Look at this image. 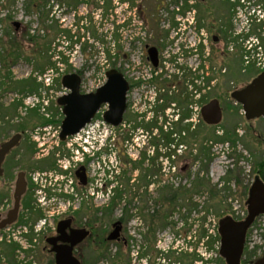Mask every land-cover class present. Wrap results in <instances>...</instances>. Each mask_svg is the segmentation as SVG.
<instances>
[{"label":"flooded vegetation","instance_id":"flooded-vegetation-1","mask_svg":"<svg viewBox=\"0 0 264 264\" xmlns=\"http://www.w3.org/2000/svg\"><path fill=\"white\" fill-rule=\"evenodd\" d=\"M168 1L176 11L172 17H179L168 21V26L178 32L174 41H169L165 35L149 40L139 35L125 36L124 29L129 25L117 27L116 71L127 85L125 109L116 128L117 184L120 188H132L133 198L141 203L153 198L151 189L162 187L158 197L166 211L164 218L157 221L159 225L155 226L154 215L142 216L143 210L136 209L137 212L141 210L138 215L144 220V228L138 226L136 229L139 239L133 246L134 264H157L156 260L163 264H203V219L199 218L202 213L191 206L180 225L171 222L176 209L172 205V194L179 193L174 202L180 203L185 196L192 194L190 197L197 198L199 193L172 190L168 184L173 174L186 180V173L195 170L203 159V108L215 99L206 103L205 100L216 95L206 92L213 79L205 80L204 77V44L210 40L215 51L222 56L231 55L235 42L231 39L230 19L235 5L230 0ZM172 47L173 51L169 53ZM188 60L193 67H187ZM165 66H168V72ZM262 74L264 71L249 84ZM77 76L81 80L80 75ZM67 94L65 90L62 95ZM215 98L220 104V97ZM55 106L58 115L53 116L47 108L45 114L26 117L24 129L12 135H20L18 145L0 158V224L14 207L19 174H23L26 183L15 221L0 229V246L13 243L19 250L18 243L24 244L26 264H37L36 251L40 252L41 264H71V259L79 264H97L108 244L115 243L117 248L128 245L124 219L116 221L121 225L118 240L108 242L114 223L107 233L102 228V211L97 212L91 207V202L97 201L96 195L107 189V183L102 184V179H92L96 171L101 172V157L105 150L101 136L107 124L103 115L99 116L103 106L77 134L79 137L75 135L65 141L60 140L64 119L62 107L57 102ZM243 117L252 121L244 112ZM28 121L34 124H28ZM12 136L2 134L0 130V150ZM83 137L91 145L97 143L96 152L83 153L79 143ZM50 163L54 165L52 168L47 166ZM257 177L260 176L254 173L251 181L245 184L242 179L233 180L234 186L242 189L240 196L245 198L246 207L250 188ZM260 182L264 186V179ZM194 214L197 218L195 227L191 222ZM258 216L264 217L263 214ZM252 228L247 230L245 241ZM74 232H81L80 241L72 245L78 240L73 236ZM241 262L242 257L239 264ZM17 264L22 263L18 261Z\"/></svg>","mask_w":264,"mask_h":264},{"label":"rangeland","instance_id":"rangeland-1","mask_svg":"<svg viewBox=\"0 0 264 264\" xmlns=\"http://www.w3.org/2000/svg\"><path fill=\"white\" fill-rule=\"evenodd\" d=\"M87 1V6H78L77 11L74 12L62 4V0H50L52 11L50 17H53L56 22L54 33L57 34V37L51 44L49 55L53 54L52 62H56L57 70H49L43 76H39L34 74L35 62L31 58L32 50L24 39L29 31L31 34L36 31L38 26L36 16L25 15L23 0H0V40L8 43V36H14L21 41L22 45L20 58L14 65L13 62L10 63L9 70L6 69L8 72L0 61V77L6 79L7 84L6 90L0 89V130L2 134L7 133L12 136L17 128L25 125L26 117L34 116L30 114L32 110H35L38 115L47 113V108H49V113H52L53 116L58 115V108L55 106L56 100L65 90L61 86L58 87L54 81L61 82L66 75L80 73L82 94L94 93L102 87L106 82V73L109 70H117L116 43L113 42L114 36L117 35V27L129 25L124 29L125 36L139 35L148 40L151 37L165 35L169 41H174L178 33L168 26L170 19L177 20L179 18L172 17V13L176 14V11L169 6L168 0H113L111 10L107 14L94 8V4L98 0ZM230 2L235 5L231 11L230 19L231 39L235 42L234 49L230 56H222L218 50L215 51L216 47L209 40L204 44V58L202 59L205 80L206 78L213 79L206 92L209 93L208 95L216 94L215 97H220V106L223 110L222 121L217 126H208L204 123L201 163L195 170L186 173V176L188 175L186 180L173 174L172 181L168 184L172 190L181 189L188 194L197 192L200 188L197 198L190 197L191 194L176 204L171 222L180 225L182 217L187 214L191 206H195L202 213L199 214V218L202 217L203 229L206 231H212L213 225L217 228L218 221L223 217L229 216L236 221L244 219L247 208L246 201L243 196H240L242 189L238 190L234 186L233 180L242 179L243 184L246 181L250 182L256 163L264 162V119L246 121L241 106L229 97L230 93L245 88L257 74L264 71L258 62V57L260 60H264V22L259 20L264 17L259 14V12L264 13V0H230ZM254 10L257 11L256 14H253ZM77 18H87L88 20L86 22L84 20L77 29L75 27ZM63 31H70L69 37ZM250 36L254 42L256 38L260 44L261 53L258 57L249 51ZM78 38H80V43H77ZM107 49L111 51L109 61L105 53ZM172 51L173 47L169 53ZM58 55H60L59 58ZM63 58L67 60L66 65L57 63ZM191 65L193 67L191 61L188 60L187 67L190 68ZM165 67L168 72V66ZM30 77H35L38 81L43 80L44 85L37 93L26 95L19 90L24 86H18L16 83ZM205 88H207L206 85ZM224 93H226L225 96H223ZM215 97L209 96L205 103L213 98L218 99ZM46 103L48 104L45 105ZM14 105L15 109H13ZM38 105L43 106L38 107ZM106 110L107 107L103 106L99 116H102ZM2 117L7 119L4 120L5 118L2 119ZM4 121L5 126H3ZM28 124L34 123L28 121ZM226 133H235L234 146L231 143L216 141ZM116 136V128L108 125L103 128V138H110V140L109 142L105 141L106 146L100 163L101 172L96 171L92 179H102V184L107 183V189L105 193L96 195L97 201L93 200L91 207L97 212L102 211V228L107 233L111 231L113 223L118 219H124L128 245L117 248L115 243L108 244L106 250L101 253L103 258L97 264H134L133 246L139 239L136 229L138 226L141 229L144 228V220L138 215L141 210L137 212L136 209L145 210L141 212L142 216L164 215L166 211L164 205L159 203L158 195L162 187L151 189L150 193H153V198L148 202L141 203L133 198L132 188H120V185L117 184ZM205 148L209 150V156H205ZM94 167L97 169V163L94 164ZM248 176H250L249 179ZM111 181L113 184L110 186ZM97 185L99 186V182ZM114 189H117V192H114ZM188 198L191 200L186 201ZM97 217L99 218L100 215ZM196 221L197 218L194 214L191 217L194 227ZM157 225L159 224L156 221L155 226ZM205 242L204 238L203 264H225L213 248L208 250ZM246 243L248 252L252 253L250 261L264 255L262 218L255 221L254 227L246 238ZM12 244L0 246V264H17L20 254L18 255ZM92 254L94 256V252ZM117 254H120L119 261H116ZM23 257H25L24 254ZM218 259L222 263L217 262ZM35 260L37 264H41L38 251H36ZM155 263L163 264L158 260Z\"/></svg>","mask_w":264,"mask_h":264},{"label":"water","instance_id":"water-1","mask_svg":"<svg viewBox=\"0 0 264 264\" xmlns=\"http://www.w3.org/2000/svg\"><path fill=\"white\" fill-rule=\"evenodd\" d=\"M61 87L68 92L60 97L57 104L62 107L64 119L61 124L60 140L77 135L90 121L102 106H106L103 121L112 128L120 124L125 109L126 82L116 70L106 73L105 84L94 93L80 94V79L76 74L66 75L61 80ZM231 99L240 103L243 112L250 120L264 118V74L252 81L245 88L231 94ZM203 121L208 126H217L222 121V110L215 99L203 108ZM20 140L16 134L1 146L0 158H3L11 149L15 148ZM26 183L23 174H19L15 184L14 207L5 221L0 224V229L11 225L17 216L19 201L25 193ZM247 201V217L243 221L235 222L230 217H225L218 222L217 232L220 238L219 256L225 264H239L243 255L246 232L258 215H264V186L256 181L250 188ZM264 218V217H263ZM113 231L108 235V242L118 240L121 231L119 222L112 225ZM81 232H74L73 236L79 237ZM85 234V233H84ZM82 234L83 236H85ZM80 239L76 240L78 243ZM71 264H79L71 259ZM253 264H264V255L256 259Z\"/></svg>","mask_w":264,"mask_h":264},{"label":"trees","instance_id":"trees-1","mask_svg":"<svg viewBox=\"0 0 264 264\" xmlns=\"http://www.w3.org/2000/svg\"><path fill=\"white\" fill-rule=\"evenodd\" d=\"M112 1L113 0H98L94 4V8L96 10H101L104 14H107L108 11L111 10ZM23 2L25 6L24 7L25 15L26 16L35 15L38 20L37 21L38 26L36 28V31H34V34H31L29 31L26 34V37H24V39L27 43H29L30 48L32 50L31 58L35 62L34 74L43 76L45 72H48L49 70L50 71H52L53 69L57 70L56 62H52V59L54 58L53 54L51 53V55H49L51 51V44L57 37V34L54 33V27H55L56 22L54 21L53 17H50L51 12H52L51 7H50V0H23ZM62 4H65L67 7H69V9L75 12L77 11L78 6L79 7L87 6L88 1L87 0H62ZM84 20L86 22L88 19L87 18H84V19L77 18V21L75 22V27L78 29L80 24H83ZM63 33L66 34L68 37L70 35V31H63ZM8 38H9L8 39L9 42L7 41L8 43H6V41L2 42L0 40V61L4 64L3 65L4 69H7L11 62H13V65H14L17 62V60L20 58L19 55L22 51L21 41L17 40L14 36H8ZM113 42L116 43V35L113 38ZM77 43H80V38H78ZM105 53L107 56V60L109 61L111 59L110 49H107ZM59 56L60 55H58L57 57L59 58ZM57 63H62L66 65L67 60L63 58V59H60ZM79 74L80 73H78V75ZM54 83H56L58 87L61 86V82L58 80L54 81ZM16 84L18 86H21V85L24 86V87L19 88V90L24 92L26 95H32V94L37 93V91L41 90L44 85L43 80L38 81L37 78L35 77L34 78L30 77L29 79L18 82ZM5 85H7L6 82L3 80V78L0 77V88H4ZM15 107L16 106L14 105L13 109H15ZM30 114L37 115L35 110L30 111ZM23 129H24L23 126L22 127L20 126L19 128H17V130H23ZM206 130L208 129L206 128ZM216 141L221 142V143H224V142L231 143V145L234 146L236 142V136H235V133L234 134L226 133L223 135V137L216 139ZM204 150H205L204 152L205 156H209V150L207 148H205ZM47 166L52 168L54 165L53 163H50ZM253 172L260 176V177H257L256 181H261V179H264V162L256 163L253 169ZM199 190H197V192L195 193H199ZM114 192H117V189ZM189 194L191 193L189 192ZM176 195H179V193L174 192L172 194L173 208L177 204V202L176 203L174 202ZM153 218L155 219V221H160L164 218V215L157 214V215H154ZM203 236H204L203 238L207 239L205 242V246L208 248V250H210V248H213L214 250V245L219 241L217 234H215V236L208 235V230L206 231V229H203ZM251 255L252 253L248 252L247 244H245L241 264H253L256 259L253 261H250ZM119 260H120V254H117L116 261H119ZM217 262L222 263V261H219V259Z\"/></svg>","mask_w":264,"mask_h":264},{"label":"built area","instance_id":"built-area-1","mask_svg":"<svg viewBox=\"0 0 264 264\" xmlns=\"http://www.w3.org/2000/svg\"><path fill=\"white\" fill-rule=\"evenodd\" d=\"M256 42V41H255ZM256 50L255 51H251V54H253V55H255V56H259L260 55V53H261V49H260V46H258V42H256ZM258 62H259V66L261 67V69H264V60H260V57H258ZM62 96V95H61ZM48 103H46L45 105H47ZM41 106V105H40ZM43 106V105H42ZM41 106V107H42ZM87 129V128H86ZM85 129V130H86ZM81 133H83V131L81 132ZM80 135H77V137H79ZM101 138H102V143H104V145H103V147H105L106 146V142L105 141H107V142H109V140H110V138H106V139H104L103 138V133H102V136H101ZM79 143L81 144V148H82V151H83V153L84 154H93L94 152H96L97 151V149H96V144H93V145H91L90 144V141L87 139V138H85V137H83V138H81L80 140H79ZM110 187V186H109ZM263 223H264V220H263ZM215 234H216V227H215V225H213V229H212V231L210 230H208V235H214L215 236ZM207 240V239H206ZM8 241H9V239H8ZM19 244V247H20V249L19 250H17L16 252L18 253V255L20 254V256H19V259H17L19 262H21L22 264H26L25 262H24V257H23V254H24V251H25V246H24V244H22L21 242H19L18 243ZM219 246H220V244H219V242H217L215 245H214V251H218L219 250ZM17 257V256H16Z\"/></svg>","mask_w":264,"mask_h":264}]
</instances>
